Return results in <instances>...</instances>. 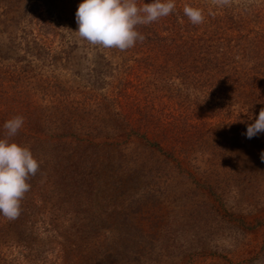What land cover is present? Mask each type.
I'll return each mask as SVG.
<instances>
[{"label":"rangeland","instance_id":"obj_1","mask_svg":"<svg viewBox=\"0 0 264 264\" xmlns=\"http://www.w3.org/2000/svg\"><path fill=\"white\" fill-rule=\"evenodd\" d=\"M203 1L216 15L239 16V26L226 20L225 44L240 64L238 77L254 65L259 80L223 82L216 92L204 78L180 82L175 75L170 100L151 89L160 82L137 62L135 47L106 51L75 29L66 32L76 0H60L40 16L54 30L49 35L38 31L41 18L29 21L31 1L25 4L7 28L18 43L7 59L19 78L17 96L35 108L76 107L89 117L91 139L76 151L72 185L59 180L62 187L53 189L57 177L39 162L29 181L38 185L18 218L0 214V264H264V133L246 136L264 108V0ZM5 33L0 29L2 46ZM23 35L37 36L47 49L25 54ZM122 78L148 81L151 111L179 115L188 105V138L174 148L160 142L165 152L175 149L172 155L145 145L134 118L126 125L118 106L109 105Z\"/></svg>","mask_w":264,"mask_h":264},{"label":"trees","instance_id":"obj_2","mask_svg":"<svg viewBox=\"0 0 264 264\" xmlns=\"http://www.w3.org/2000/svg\"><path fill=\"white\" fill-rule=\"evenodd\" d=\"M28 1H31L29 9H27L29 21H31L32 19H40L43 13L46 16L52 13L53 8L56 7L60 0H0V29L6 30L4 46L0 42V138L5 135L3 125L6 120L17 115L22 116L24 119L23 126L12 139L30 147L33 156L38 162H43L47 166V171L57 177L53 181V189L58 190L63 185L59 180H68L69 184L72 185L70 180L73 178L72 173L78 153L81 152L78 149L88 145L91 139V127H86L84 124L89 117L84 118L76 107L72 108L73 111H65L63 108H57L53 105L35 108L30 106L28 100L17 96L21 94V92H17L19 78L15 77L16 75H10L9 72L13 69L7 59L9 58V49L18 45V43L14 40L15 36L7 32V28L16 25L20 17V11L25 8V4ZM149 2L151 0H138L140 4ZM80 3L81 0H76L74 8H72L73 17L66 22V26L71 28V31L66 30V32L70 34L73 32L72 29L76 30L78 27L76 11ZM175 4L176 7L172 14L149 25L138 26L137 30L145 36V39L143 42L137 41L133 46L140 54L137 62L150 67L146 70L151 72V81L159 80L160 82H157V84L155 82L156 86L151 88L152 90L155 88L158 98L164 97L170 100L173 92L177 91L171 85V78L175 77V75L180 79V82L185 80L198 81L204 78L208 89L210 88V91L216 92L218 89H222L218 87L223 82L238 83V81L250 79L251 83L259 80L256 75L257 72L254 70V65L251 73L246 72L247 78L246 74L244 77L242 76V79L238 77L241 72L240 64L232 60L233 53L229 50L228 41L225 44V41L229 40L223 36L222 32L224 26H226V20L233 23L232 25L239 26V16L235 19V17L216 15L212 12V9L215 8L210 9L203 0H175ZM186 4L198 7L203 11V23L193 25L188 20L183 12ZM48 19L49 17H47ZM45 20L43 18L40 19L38 31L42 35H49L54 30L47 23L49 21L45 22ZM32 22L35 23V21ZM36 37L31 35V37L27 38V36L23 35L25 54H35L37 56L39 55L38 52L47 49L45 46L47 43ZM74 45V41H72L71 46ZM97 47L102 50L106 49L100 46ZM109 50L113 52L120 51L115 48L106 49V51ZM126 51L132 50L127 49L120 52ZM5 60L7 63H4ZM255 65L258 64L255 63ZM171 69L172 71L170 72ZM128 73L127 71L125 79L129 77ZM9 78L8 85H6L5 81ZM123 79L117 82L113 96L109 98V105L118 106L120 110L117 113L125 120L126 125H129L126 120L130 121L134 118L137 122L138 130H142L139 137L145 145L154 148L158 152L162 151L166 155H172L171 152L175 149H172L171 152H165L161 148L160 142L167 141L174 148L175 145H179L184 139L188 138L187 128L192 126L191 121L188 120V105H183L184 110L179 115L171 112L151 111L150 108L154 106V101H151V97L150 100H147L149 98L147 95L150 94L148 81L135 83L131 80ZM130 87L135 89L136 93L133 96L126 92ZM141 91L144 95L139 97ZM158 94L162 95L159 96ZM150 103L151 105L149 106ZM173 104L182 106V104L178 103ZM63 107L65 109L68 108ZM131 131L137 132L134 128H130L129 133ZM149 133L152 139L147 137ZM180 149L184 151L183 148ZM77 150L78 153H76ZM67 153L68 157L66 156ZM30 179L31 177L28 183H30ZM30 185L31 188H33V185L37 187L38 180L33 185ZM31 191L32 189H30V193L33 195ZM25 203L27 204V198L22 199L21 210Z\"/></svg>","mask_w":264,"mask_h":264},{"label":"clouds","instance_id":"obj_3","mask_svg":"<svg viewBox=\"0 0 264 264\" xmlns=\"http://www.w3.org/2000/svg\"><path fill=\"white\" fill-rule=\"evenodd\" d=\"M230 0H212L213 4L226 5ZM175 0H151L138 3V0H81L76 11L78 37L93 46L115 48L125 51L143 42L145 36L138 26L149 25L166 17L175 10ZM184 15L193 25L203 23L204 14L198 7L185 5ZM22 116L6 120L5 135L0 138V214L14 220L21 212V201L30 190V177L39 170V162L29 146L16 142L13 137L22 128ZM264 133V108L258 117L247 127L246 136L251 139ZM264 159V153H261Z\"/></svg>","mask_w":264,"mask_h":264}]
</instances>
